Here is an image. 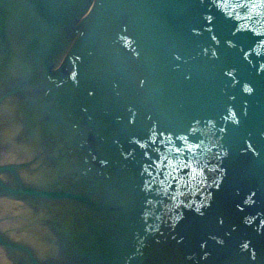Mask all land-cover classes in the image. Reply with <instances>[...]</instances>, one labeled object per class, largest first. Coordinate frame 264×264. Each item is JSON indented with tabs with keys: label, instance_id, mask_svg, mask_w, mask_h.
<instances>
[{
	"label": "water",
	"instance_id": "95a60500",
	"mask_svg": "<svg viewBox=\"0 0 264 264\" xmlns=\"http://www.w3.org/2000/svg\"><path fill=\"white\" fill-rule=\"evenodd\" d=\"M6 141L14 264H264V0H0Z\"/></svg>",
	"mask_w": 264,
	"mask_h": 264
},
{
	"label": "flooded vegetation",
	"instance_id": "af4514ba",
	"mask_svg": "<svg viewBox=\"0 0 264 264\" xmlns=\"http://www.w3.org/2000/svg\"><path fill=\"white\" fill-rule=\"evenodd\" d=\"M4 212V210L0 209V214H2ZM2 217V215L0 216V218ZM16 219V218H15ZM15 219L12 221V223H14ZM3 224L5 221H1ZM8 264L7 261V256L5 254V252L0 248V264Z\"/></svg>",
	"mask_w": 264,
	"mask_h": 264
}]
</instances>
